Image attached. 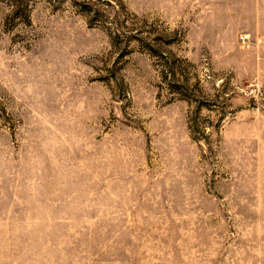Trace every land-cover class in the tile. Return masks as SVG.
Listing matches in <instances>:
<instances>
[{"label": "rangeland", "instance_id": "obj_1", "mask_svg": "<svg viewBox=\"0 0 264 264\" xmlns=\"http://www.w3.org/2000/svg\"><path fill=\"white\" fill-rule=\"evenodd\" d=\"M0 264H264V0H0Z\"/></svg>", "mask_w": 264, "mask_h": 264}]
</instances>
